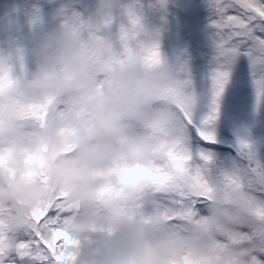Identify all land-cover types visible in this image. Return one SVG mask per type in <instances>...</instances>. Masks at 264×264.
<instances>
[{
    "label": "clouds",
    "instance_id": "9594fccd",
    "mask_svg": "<svg viewBox=\"0 0 264 264\" xmlns=\"http://www.w3.org/2000/svg\"><path fill=\"white\" fill-rule=\"evenodd\" d=\"M116 4L97 0L94 21ZM36 48L35 67L14 81L4 78L12 64L0 50V94L10 91L20 105L62 97L68 108L63 115L49 112L41 126L30 129L0 116V141L13 148L0 155V225L29 232L34 209L63 192L82 213L69 264H257V254L264 252V196L255 185L233 188L213 181L206 212L184 231L156 215L87 212L88 195L98 187L103 199L119 200L164 179L156 166L167 150L162 136L148 127L156 122L162 132L180 124L173 102L163 98L173 78L164 56L151 67L115 65L101 86L92 59L64 20L44 32ZM4 109L0 103V113ZM144 198L154 203L159 197L149 190Z\"/></svg>",
    "mask_w": 264,
    "mask_h": 264
},
{
    "label": "snow or ice",
    "instance_id": "6c2138e0",
    "mask_svg": "<svg viewBox=\"0 0 264 264\" xmlns=\"http://www.w3.org/2000/svg\"><path fill=\"white\" fill-rule=\"evenodd\" d=\"M136 4L124 6L127 22L119 26L116 41L102 35L112 20L106 13L98 20L84 19L73 12L65 16V27L72 34L83 51L93 61L97 74V84L115 65L139 63L145 67L159 64L163 54L155 30L143 22ZM210 9L209 26L212 28L213 43L217 51V67L211 76V105L208 113L199 121L195 119L192 96L186 91L190 81L173 77L164 89V100L172 101L180 124L167 127L162 132L158 123L153 122L149 129L162 136L166 148V159L157 164L160 182H153L135 190L130 196L119 200H105L96 188L88 195V214H109L113 218L132 215H156L184 231L185 226L196 220L211 200L213 181H220L229 187H243L245 183L255 185L258 193L264 196V162L256 159L251 151V143L241 140L239 151L243 160L233 170L221 171L213 176L214 155L210 151L192 147V129L201 141L208 145L217 143V137L210 126L220 112V101L231 79V67L240 56H247L252 70L257 105L264 103V0H208ZM18 59L22 62V53ZM21 72L23 64L20 65ZM8 81L19 78L11 65L4 77ZM102 86V85H101ZM0 103L5 105L0 116H10L25 129L41 126L49 112L63 115L68 108L62 97L49 96L41 103L20 105L11 93L0 94ZM11 153L0 141V155ZM155 191L156 202L146 201L144 193ZM149 206L151 210L149 211ZM81 210L71 206L67 193L54 194L45 204L34 209V227L24 233L29 239H21L19 231H11L0 225V264H15L13 254H21L32 245L38 244L48 257V264H69L71 249L76 245L72 233L81 225L78 217ZM95 227V225H91ZM257 264H264L260 253Z\"/></svg>",
    "mask_w": 264,
    "mask_h": 264
},
{
    "label": "trees",
    "instance_id": "16d2710c",
    "mask_svg": "<svg viewBox=\"0 0 264 264\" xmlns=\"http://www.w3.org/2000/svg\"><path fill=\"white\" fill-rule=\"evenodd\" d=\"M136 3L137 0H117V4L114 5V10L111 12L113 20H127L124 6ZM137 6L143 22L155 30L153 38L159 41L161 50L165 49L168 11L160 8L155 0H138ZM73 12L79 13L84 19H89V13L82 6L81 0L41 1L37 5H32L30 0H0V50L7 51L12 66L22 63L24 71L33 69L40 58L36 48L39 37L44 32L59 27L65 16ZM37 15L44 16L45 21L32 22L31 17ZM209 18L210 9L207 1L202 4L201 9L202 35L195 44L186 39L181 40L180 54L172 67L173 77L190 81L186 91L189 94H194L197 98L194 112L198 123L210 110L211 102L201 100V98L211 95V76L217 67V51L213 43V30L209 26ZM101 34L106 36L104 32ZM17 50L22 53V62L18 59ZM231 71V77L238 75L243 77L239 99H233L237 106L238 120L245 127L247 138L264 140V125L261 124L264 103L257 105L248 57H238L232 65ZM210 128L216 134V144H205L194 129H192L191 144L196 150L210 151L214 155V161L220 163V170L212 168L213 176L218 175L221 171L233 170L237 165H242L243 160L234 146L223 142L228 141L230 137L224 126L219 121H214ZM260 159L264 162V147L261 150ZM148 210H151L150 206ZM205 212L206 208L200 214ZM19 233L21 239H29L22 231ZM32 247L21 254H13L11 259L15 264H40L35 259V251ZM260 255L261 259H264V252H261Z\"/></svg>",
    "mask_w": 264,
    "mask_h": 264
},
{
    "label": "rangeland",
    "instance_id": "374dc122",
    "mask_svg": "<svg viewBox=\"0 0 264 264\" xmlns=\"http://www.w3.org/2000/svg\"><path fill=\"white\" fill-rule=\"evenodd\" d=\"M41 1L51 0H30L32 5H37ZM208 0H155L160 8L166 9L167 12V24L168 30L166 31V48L161 50L163 56L167 60L171 69L174 65V61L180 54V42L182 39H186L189 42L195 44L198 38L202 35V24H201V9L202 4ZM81 4L84 9L89 13V19L95 20L94 8L97 4V0H81ZM114 10V6L109 10L111 13ZM111 20L109 25L102 30L106 34V37L116 41L118 36L119 26L126 23L127 20L122 19ZM32 22H44L45 17L42 15L32 16ZM13 69L16 75L20 76L25 74L26 71L21 72L20 64L13 65ZM243 82V77L232 76L220 101V112L215 121H219L229 133L228 141H223L226 144L233 145L235 150L240 155L239 142L241 140L249 141L251 143V151L257 160L263 162L260 159V153L264 147V140L249 139L246 136V129L242 123L238 120L236 111L237 106L235 105L234 98L239 99L241 94L240 84ZM251 85V82L249 83ZM212 96L205 95L201 100L211 102ZM261 124L264 125V111L261 113ZM197 122V127H199ZM195 130V129H194ZM241 156V155H240ZM212 168L216 170L221 169L219 162L214 161ZM32 249L35 251V259L40 264H48V257L44 253L42 247L38 244H33Z\"/></svg>",
    "mask_w": 264,
    "mask_h": 264
}]
</instances>
